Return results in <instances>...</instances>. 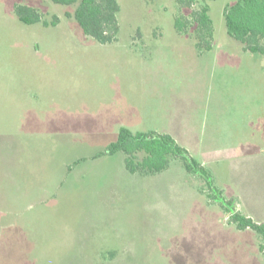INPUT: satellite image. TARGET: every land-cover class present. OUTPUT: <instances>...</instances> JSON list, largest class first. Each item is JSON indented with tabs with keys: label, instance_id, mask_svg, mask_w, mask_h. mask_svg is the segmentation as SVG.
Instances as JSON below:
<instances>
[{
	"label": "rangeland",
	"instance_id": "rangeland-1",
	"mask_svg": "<svg viewBox=\"0 0 264 264\" xmlns=\"http://www.w3.org/2000/svg\"><path fill=\"white\" fill-rule=\"evenodd\" d=\"M118 1V41L101 45L78 4L0 0V264H264L262 237L180 159L141 175L103 154L121 128L168 134L264 222V57L228 34L238 0ZM17 6L41 21L22 23ZM205 6L210 51L190 16Z\"/></svg>",
	"mask_w": 264,
	"mask_h": 264
},
{
	"label": "trees",
	"instance_id": "trees-1",
	"mask_svg": "<svg viewBox=\"0 0 264 264\" xmlns=\"http://www.w3.org/2000/svg\"><path fill=\"white\" fill-rule=\"evenodd\" d=\"M52 1L64 6L78 4L73 17L86 36L101 45L118 41L120 33L118 14L121 11L118 0ZM176 2L179 9L187 10L192 8L195 0H176ZM15 13L26 25H34L41 21L40 13L30 6H17ZM190 16L193 17L194 25L197 26L194 29L199 48L210 51L213 46L214 27L208 6ZM224 16L229 36L241 42L246 51L264 57L262 43L264 41V0H238L234 5L226 7ZM187 21L184 15L176 17L175 26L180 34L188 33ZM118 152L126 155V168L132 174L155 175L169 168L171 158L180 159L189 173L205 181L209 187L208 194L211 201H215L227 211L230 222L234 223L238 230H252L262 237L259 250L264 254V222H256L237 211L234 200H227L223 192L214 185L209 171L191 157L189 152L172 136L155 131L133 133L127 128H121L117 141L112 143L103 154L113 155Z\"/></svg>",
	"mask_w": 264,
	"mask_h": 264
},
{
	"label": "crops",
	"instance_id": "crops-1",
	"mask_svg": "<svg viewBox=\"0 0 264 264\" xmlns=\"http://www.w3.org/2000/svg\"><path fill=\"white\" fill-rule=\"evenodd\" d=\"M176 141V140H175ZM177 142V141H176Z\"/></svg>",
	"mask_w": 264,
	"mask_h": 264
}]
</instances>
